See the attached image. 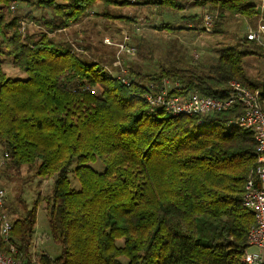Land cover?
<instances>
[{"label": "trees", "instance_id": "trees-1", "mask_svg": "<svg viewBox=\"0 0 264 264\" xmlns=\"http://www.w3.org/2000/svg\"><path fill=\"white\" fill-rule=\"evenodd\" d=\"M207 1L218 11L214 32H223L228 14L248 19L258 14L251 0L189 3ZM9 2L0 0V177L19 183L26 167L31 176L52 179V185L31 207L19 198L23 214L11 219L10 243L0 236V253H10L12 245L15 260L34 264H243L254 213L243 206L242 197L257 160L251 130L229 125L243 107L172 115L141 95L148 83L159 85L164 78L178 82L173 92L212 98L229 95L231 81L264 91V82L251 79L243 64L244 56L261 55L263 48L246 36L238 38L235 45L217 49L206 72L170 64L143 73L134 62L127 67L130 82L125 84L102 66L117 64L114 51L95 47L91 52L86 45L78 53L69 41L57 39L60 29L80 23L97 2L104 6L97 16L123 18L108 9L123 2L33 0L39 15L30 10L11 14ZM143 2L159 14L185 6L182 0ZM23 17L39 31L24 35ZM185 18L189 24L201 16ZM158 28L193 27L161 23ZM3 54L11 55L12 65L27 78H9ZM137 54L144 57L140 44ZM96 159L103 171L88 164ZM73 165L79 188L71 187L68 176ZM41 202L61 252L33 260Z\"/></svg>", "mask_w": 264, "mask_h": 264}, {"label": "rangeland", "instance_id": "rangeland-1", "mask_svg": "<svg viewBox=\"0 0 264 264\" xmlns=\"http://www.w3.org/2000/svg\"><path fill=\"white\" fill-rule=\"evenodd\" d=\"M115 1H117L116 3L118 4L123 2V4L109 5L108 9L110 13L121 15L123 18L133 17L134 19L126 21V19L118 18L119 16L117 18H101L97 16L95 12H100L104 9V6L102 2H97L88 10L89 12L80 23L75 25L72 23L63 30L60 29L57 39L69 41L72 50L78 53H84V47L87 45L91 49V52H94L93 50L95 47H98L106 53L114 51L115 56H117V47L106 44L103 39L108 37L112 42H120L123 38V32H126L129 35V44L135 47L133 54L124 51L119 53L126 67L130 65L133 67L135 63H137V69L143 73H148L158 72L160 65L167 66L176 64L179 66L186 65L192 67L198 72H206L208 67L217 58V49L235 45L238 38L246 36L247 39L249 29L255 27L260 17L259 9L255 4L258 9L256 17L248 19L238 14V16L228 14L224 20L223 32H214L215 25H213L212 29H209L210 31L204 30L202 26V17L204 13L216 16L214 18V24L217 18L218 11L209 1L201 4H190L189 2L192 0H182L185 3V6H183L184 9L174 14L169 10L159 14L155 6L144 3L143 0ZM31 2L28 3L26 0H16L15 9L9 11L11 14H25L30 10L33 14L39 15L40 8L38 7V9L37 5L35 3L31 4ZM251 2L254 4L252 0ZM189 15L201 16V19L199 22L192 21L186 24L185 17ZM262 18H264V14ZM161 23H170L175 26L189 25L193 28H182L175 31L168 28L159 29L158 25ZM19 24L24 35L39 31L38 26L25 17L20 20ZM54 33L55 32L49 33V35H53ZM254 42L257 43L255 40ZM139 44L141 45L144 57L137 54ZM149 50L152 52L148 53ZM178 60L182 63H179ZM11 61V55H2V68L6 75L9 78H27V73L14 67ZM243 64L247 75L251 79L264 82V50H262L261 55L250 53L244 56ZM102 66L109 73L112 72L115 74L117 67L112 68L116 66L115 64L112 67L109 64H102ZM164 79L168 81L166 84L167 87L170 85L173 86L175 83V81H172L170 78ZM90 89L93 88L91 87ZM260 103L261 106L264 107V102ZM88 164L96 171L104 170V165L99 159ZM73 168L74 165L71 167L68 174L72 185L71 187L79 188V182L75 177ZM31 174L32 172L28 171L26 167H23L20 175L22 180H20L19 183L10 182L0 177V187L2 186L6 192L4 195L3 209L12 220L23 214L21 209L22 201L19 198L26 201V206L31 207L37 195H39V193L42 195L47 193L52 185V179L42 180L40 177L31 176ZM33 229L34 233L31 243V256H33V260L37 259L38 254L41 253H46L51 257H56L60 254V245L55 242L49 234L48 217L44 209V202L37 204L36 222ZM10 232L7 238L0 235L7 243H10ZM9 249L10 253L15 251L12 245H10ZM249 251L259 253L262 260H264V250L260 253L258 248L250 247ZM10 253H6V255H11ZM10 257H12V255Z\"/></svg>", "mask_w": 264, "mask_h": 264}, {"label": "built area", "instance_id": "built-area-1", "mask_svg": "<svg viewBox=\"0 0 264 264\" xmlns=\"http://www.w3.org/2000/svg\"><path fill=\"white\" fill-rule=\"evenodd\" d=\"M259 9V20L254 28H250L247 39L257 41L264 50V0H252ZM9 10H14L16 0H10ZM216 16L204 13L202 17V26L204 30L210 31L213 28L214 18ZM21 28V27H20ZM21 31V29H20ZM22 32V31H21ZM104 42L117 47L118 54L115 56L116 70L115 74L110 75L118 77L122 83L129 84L127 77L128 68L124 65L123 58L119 56L120 52L134 53L135 47L129 44V35L123 32V38L120 42H112L110 38L105 37ZM168 81L161 80L158 85L155 82L147 84V90L142 93V97L153 107L162 108L164 111L172 114L200 115L214 111L224 110L231 105L241 104L242 113L229 125H237L251 130L253 137L257 142V160L251 176L245 182L244 193L242 197L243 206L251 209L254 213V223L247 232V246L244 250L241 260L243 264H264V260L257 252H250V247L258 248L261 253L264 250V109L261 103L264 102V91L260 89L252 90L241 82L231 81L230 92L224 98H215L200 94L199 92H173V86H179L177 82L173 86L167 87ZM88 88V87H87ZM92 93L95 89H90ZM5 190L0 187V235L7 238L12 229V220L4 211ZM11 255L0 253V264H34L15 260Z\"/></svg>", "mask_w": 264, "mask_h": 264}]
</instances>
